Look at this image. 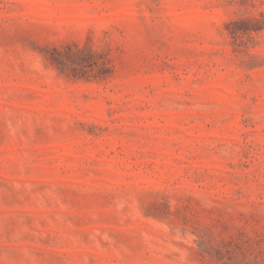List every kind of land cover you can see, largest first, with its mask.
<instances>
[{
    "label": "rangeland",
    "instance_id": "1",
    "mask_svg": "<svg viewBox=\"0 0 264 264\" xmlns=\"http://www.w3.org/2000/svg\"><path fill=\"white\" fill-rule=\"evenodd\" d=\"M0 264H264V0H0Z\"/></svg>",
    "mask_w": 264,
    "mask_h": 264
}]
</instances>
